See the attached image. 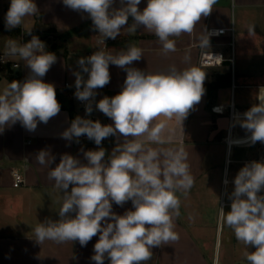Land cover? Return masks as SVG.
I'll use <instances>...</instances> for the list:
<instances>
[{
    "label": "clouds",
    "instance_id": "clouds-1",
    "mask_svg": "<svg viewBox=\"0 0 264 264\" xmlns=\"http://www.w3.org/2000/svg\"><path fill=\"white\" fill-rule=\"evenodd\" d=\"M62 2L72 10L87 13L100 37L98 50L76 62L88 78L85 80L81 71L73 72L74 95L87 102L86 115L93 112L96 90L110 82V64L124 69L127 75L119 94L104 96L95 104L113 124L76 116L61 136L79 143V138L86 135L97 146L110 136L117 140L123 136L124 140L117 142L107 159L103 147L84 152L86 164L65 153L54 168H49L55 156L48 150L36 154L37 162L50 169L48 178L54 181V190L63 194L59 220L46 219L37 224L33 229L35 240L39 244L45 240L78 241L84 247L99 234L91 257L95 264H104L105 259L109 264H144L151 259L154 247L178 239L174 231L181 203L177 193L186 196L194 185L183 143L176 148L159 147L169 141L162 135L166 122L155 121L165 117L182 124L205 94L206 72L196 65L184 69L171 66L156 73L129 67L141 59L142 49L129 44L126 50L113 54L106 50L105 41L116 39L124 28L131 33L143 27L155 34L166 53L175 51V41L170 37L191 35L217 0H147L142 11L138 8L141 0H119V7L115 6L117 0ZM38 12L34 0H11L5 28L11 31L21 27L25 18ZM130 17L133 22L129 25ZM26 33L31 35V29ZM216 34L204 29L198 37L199 47L209 48L210 37ZM12 59L24 61L30 72L23 82L13 80L0 93V133L17 121L34 131L39 122L47 123L61 110L55 86L42 79L57 57L46 51L38 36L31 35L26 43L6 40L0 63ZM256 99L259 103L246 111L240 122L251 132L248 139L253 144L264 143V86L259 87ZM233 183L234 190L228 197L231 210L226 213L223 207L219 209L222 225L232 229L236 240L246 248L255 249L245 252L248 264H264V195L260 194L264 191V162L246 163ZM128 201L131 210L123 215L113 211V203L123 207Z\"/></svg>",
    "mask_w": 264,
    "mask_h": 264
},
{
    "label": "crops",
    "instance_id": "crops-1",
    "mask_svg": "<svg viewBox=\"0 0 264 264\" xmlns=\"http://www.w3.org/2000/svg\"><path fill=\"white\" fill-rule=\"evenodd\" d=\"M10 2L11 0H0V22H5V8ZM34 2L39 12L25 18L24 24L17 27L23 33L18 41L26 40L25 36H29L26 33L28 29H31V35L37 36L45 35L48 29L55 31V35L60 38L58 42L67 53L56 56V63L42 79L46 83H52L56 92L71 101L74 110L71 113L61 109L47 123L39 122L34 131L27 130L17 121L0 133V264H95L91 257L94 255L93 248L99 234L84 247L78 241L45 240L39 244L35 240L33 229L46 219L59 220L58 211L62 205L63 193L54 190V181L48 178V172L49 168H54L59 163L61 155L68 153L86 164L83 153L103 147L107 159L117 142L122 143L124 138L119 136L117 140V137L110 136L100 146L92 141L84 147L78 146L75 139L67 141L62 138L63 131L78 116L76 104L64 85L68 83L75 87L73 72L81 71L77 60L89 56L95 49L92 21L87 13L66 7L62 0ZM146 5L147 0H141L138 8L142 11ZM115 6L119 7V0ZM257 13L264 14V0H217L212 12L201 18L191 35L185 33L170 37L175 41V51L166 53L155 34L143 27L131 33L127 28L122 29L119 41L109 50L115 54L121 49L126 50L129 44H135L142 49L143 55L129 67L156 73L167 71L171 66L178 69L198 66L201 50L198 37L204 29L235 30L236 27L239 35L237 60H234L233 65L226 62L218 68L201 69L206 72L204 86L218 82V78L224 75H230L228 83L215 89L210 97L205 91L200 103L189 110L182 124L174 118L166 120L165 117H159L155 121L166 122L162 135L169 141L159 147L176 148L183 143L194 185L186 196L177 193L181 203L180 215L174 218V231L178 234V239L154 247L151 259L144 264H248L245 252L255 250L252 247L246 248L242 242L236 240L232 229L222 225L219 209L223 207L226 213L231 210V200L228 197L234 190V180L229 175L234 148L254 147L258 151L257 157L264 153V143H251L248 139L251 132L241 133L239 129L240 122L245 119L243 114L259 103L256 94L259 87L264 86V51L251 52L253 47L241 44V39L251 28L250 20ZM132 22L130 17L128 24ZM231 38V34L226 33L219 38L210 39V47L205 50L219 51L226 58H230L233 56ZM7 39L9 38L0 39V52L4 50L2 48L5 47ZM230 50L232 56H228ZM7 68L0 69V72L8 73H0V93L13 80L23 82L30 72L25 62L18 59L10 60ZM209 71H212L211 75H208ZM109 72L110 82L97 89L102 98L103 91L120 93L127 75L124 69L112 64L109 65ZM81 75L85 80L88 78L82 71ZM238 89L242 92L237 104ZM228 96L229 102L226 101ZM231 104L236 113L233 121L230 120L227 110ZM213 107H222L225 111L217 114L212 111ZM98 117L104 124H113L100 111ZM227 136L243 143L233 144L228 149L225 142ZM40 150H48L55 156L56 159L49 168L37 162L36 154ZM251 159L238 161L243 164ZM14 169L22 172L25 179L24 185L18 189L12 186ZM226 179L228 185L224 184ZM131 209V201L126 202L123 207L113 203V211L118 215ZM189 216L192 217L191 220ZM104 264H109V261L105 259Z\"/></svg>",
    "mask_w": 264,
    "mask_h": 264
},
{
    "label": "built area",
    "instance_id": "built-area-1",
    "mask_svg": "<svg viewBox=\"0 0 264 264\" xmlns=\"http://www.w3.org/2000/svg\"><path fill=\"white\" fill-rule=\"evenodd\" d=\"M210 32H217L218 34L216 35H212L210 37V39H215V38H219L223 35H225L226 33H230L231 35H233V28H229V29H218V30H213V29H210L208 30ZM93 32H94V36H95V41H96V46H95V49L93 52L97 51V41L99 40V36H98V31L94 30L93 28ZM119 41V36H117L116 39H106L105 41V44H106V47H107V51L110 50L111 46H113L114 44H116L117 42ZM28 42L27 40H24L22 39L21 40V43H26ZM231 42H230V47H231ZM232 48V47H231ZM201 49V48H200ZM3 52L4 50H2L0 52V56L3 55ZM92 52V53H93ZM91 55V54H90ZM222 58L221 62H220V59ZM226 62H230V63H233L234 62V59H233V56L230 57V58H226L224 53L222 52H219V51H207L205 49H201L200 50V55H199V59H198V66L204 69H208V68H218V67H221L223 66L224 63ZM10 64V60L7 61L6 63H0V67H6ZM65 89L69 91V96L72 98V100L75 102L76 104V108H77V114L78 116L80 117H85V118H88V119H92L93 121L95 120H99V117H98V114H99V110L96 109L95 107V104L96 102H98L100 99H102V94L96 90L97 92V95L94 97L93 99V112L89 115H86V112H85V104L87 102H82L80 100H78L74 93H75V87L66 83L64 85ZM214 108H218L219 110L218 111H214L213 109ZM228 110V113H229V116H230V120L233 121L235 120L236 118V113H235V109H234V106L233 104H231V106L227 109ZM212 111L214 113H217V114H223L225 110H223L222 107H213L212 108ZM101 122V121H100ZM102 123V122H101ZM104 124V123H102ZM247 141V140H245ZM90 142H92V140H89L86 135L85 136H81L79 138V143H77L78 146H81V147H84V146H87ZM226 145L228 147V149L233 145V144H238V143H243V142H237V141H234L232 140L230 137L227 136L226 140ZM246 143V142H244ZM251 161H260V162H264V153L260 154L257 158L255 159H251V160H246L243 162V166L248 163V162H251ZM227 164L229 165L230 164V161L227 162ZM12 180H13V183H12V186L13 188H21L24 183H25V179H24V175L22 174V172H20L19 170L17 169H14L13 172H12ZM225 181H227V184L225 183ZM228 180H224V184L225 185H228ZM261 195H264V191H262L260 193Z\"/></svg>",
    "mask_w": 264,
    "mask_h": 264
},
{
    "label": "rangeland",
    "instance_id": "rangeland-1",
    "mask_svg": "<svg viewBox=\"0 0 264 264\" xmlns=\"http://www.w3.org/2000/svg\"><path fill=\"white\" fill-rule=\"evenodd\" d=\"M256 16V17H255ZM251 28H254V31H248L247 34L244 36L243 39H241V44L245 45L247 47H253L254 49L251 50V52L259 53L260 50L264 51V14L257 13L253 16V20H250ZM238 30L235 27V30L233 29V35H231V49L233 50V59L236 61V48L239 46V35ZM22 37V36H21ZM42 38L45 40H52L51 37H47L46 35H42ZM16 40H20V38H17ZM4 49V48H2ZM229 52L228 56H232L231 51ZM256 56V55H255ZM252 57H254L252 55ZM258 58V57H257ZM233 65V63H231ZM2 74H7L4 71H1ZM212 71H209L208 75H211ZM242 92V90L238 89L236 91V103L239 102V95ZM229 96L226 101L229 102ZM225 101V100H224ZM240 132L245 133L247 130L240 127ZM258 151L254 147L249 146H243V147H236L234 148L233 157L231 158L233 160L232 164L230 165V175L229 178L231 180L235 179V176L237 175L238 171L243 167V164H241L238 160L243 161L245 159H251V158H257Z\"/></svg>",
    "mask_w": 264,
    "mask_h": 264
},
{
    "label": "trees",
    "instance_id": "trees-1",
    "mask_svg": "<svg viewBox=\"0 0 264 264\" xmlns=\"http://www.w3.org/2000/svg\"><path fill=\"white\" fill-rule=\"evenodd\" d=\"M22 34L23 33H22L20 28H15V29H12L11 31H9L5 28V22H0V39L3 37L16 39V38L20 37ZM45 35L47 37H51L52 40H45L41 36H38V37L40 38V40H42L45 43L46 51L52 52L56 56L66 55V53H67L66 49L64 48V46L61 43L58 42L60 38L57 35H55V31L53 29H48ZM25 37H26L27 41H29L31 39V35L25 36ZM0 69L5 70L8 68L6 66V67H0ZM229 78H230V75H224V76H221L220 78H218V82L211 83L209 85H205L204 88L207 91L208 97L211 96L212 92H214L215 89L219 88L220 86L226 85V82L228 83ZM117 94H119V93L103 91V97L104 96L113 97ZM56 98L61 105V109L69 110L72 113V111L74 109L72 107L73 105H72L71 101H69L67 98H65L63 95L59 94L58 92H56Z\"/></svg>",
    "mask_w": 264,
    "mask_h": 264
},
{
    "label": "water",
    "instance_id": "water-1",
    "mask_svg": "<svg viewBox=\"0 0 264 264\" xmlns=\"http://www.w3.org/2000/svg\"><path fill=\"white\" fill-rule=\"evenodd\" d=\"M9 6H10V4L5 8V13H7Z\"/></svg>",
    "mask_w": 264,
    "mask_h": 264
}]
</instances>
